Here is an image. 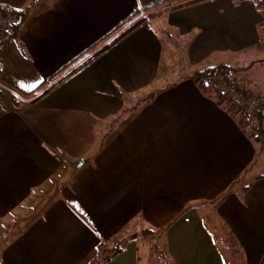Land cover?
Here are the masks:
<instances>
[{
	"label": "crops",
	"instance_id": "obj_1",
	"mask_svg": "<svg viewBox=\"0 0 264 264\" xmlns=\"http://www.w3.org/2000/svg\"><path fill=\"white\" fill-rule=\"evenodd\" d=\"M172 1L42 0L0 48V264H91L131 231H164L169 264H264V139L194 81L263 46L264 10ZM133 241L121 264L142 263Z\"/></svg>",
	"mask_w": 264,
	"mask_h": 264
},
{
	"label": "rangeland",
	"instance_id": "obj_2",
	"mask_svg": "<svg viewBox=\"0 0 264 264\" xmlns=\"http://www.w3.org/2000/svg\"><path fill=\"white\" fill-rule=\"evenodd\" d=\"M35 2H42V0H0V5L6 4L8 6H12L16 8L17 11H23L27 12L29 9H32V6ZM7 6V7H8ZM4 17L1 13L0 8V18ZM260 31L264 34V24L260 27ZM212 54L213 57H216L218 59H224L227 62L233 61V64H228V67H232L233 69L237 70L235 72V75L239 81V88L246 91L248 94H251L253 96H260L261 98L264 97V62L256 63V61H261L264 59V44L260 48H249L243 51L235 50V51H229L227 53L222 54ZM238 65H240L238 67ZM6 86V85H5ZM7 88L12 90V93L8 95V101L11 103L12 101L17 103V106L20 108H23L25 103L23 102L24 99H27L29 96L32 97V95L36 96L40 92V95L36 97V101H38L41 97V95L46 92L47 90L44 89V85L42 84L41 87L37 88V90L34 91L33 88V94L24 95L18 93L15 89H13L11 86H6ZM43 89V90H42ZM14 90V91H13ZM42 91H44L42 93ZM130 100L136 99L135 96L129 97ZM264 99V98H263ZM30 100V97H29ZM33 101V99H32ZM134 102V101H131ZM1 107V106H0ZM104 125H97L95 131H93V134L95 135V142L94 144H90V142L85 141L84 139L81 141V162L88 163L92 160L94 154L96 153V146L97 144H100L102 141V133H104ZM245 129V127L243 126ZM102 129V131H101ZM245 131H247L245 129ZM248 132V131H247ZM250 134V132H248ZM264 133V131H263ZM96 135L99 137L97 140ZM264 137V134H263ZM80 164V162L77 163V165ZM259 167H257V171L259 172V175H261L264 178V157H260L258 160ZM76 165V166H77ZM68 182V181H67ZM66 182V184H67ZM211 224V222H210ZM209 224V225H210ZM213 227L216 226L215 221H212L211 224ZM216 229H222L220 226L215 227ZM223 234V240L225 243L232 244L231 237L224 232V230H220ZM219 231V233H220ZM136 236V241L130 240V241H121L120 239L116 240L115 242L104 245L100 247V255L94 254L92 257L91 264H121L122 256H127V252L129 250V247L132 246L130 243H135L138 247L140 245L141 250V258L142 263L141 264H157L158 261L162 258L163 264H169V260L167 259L168 255L164 253L163 250H165L166 242H164V231L153 233V232H147L145 236H142L141 240H138L139 235L137 233H133L131 231L130 234L126 237H133ZM161 237V238H160ZM138 240V241H137ZM148 250L147 253H145V249ZM118 251L114 253V251ZM113 251V252H112ZM127 253V254H125ZM147 257V259L145 258ZM107 259V261L105 260ZM116 260V261H115Z\"/></svg>",
	"mask_w": 264,
	"mask_h": 264
},
{
	"label": "trees",
	"instance_id": "obj_3",
	"mask_svg": "<svg viewBox=\"0 0 264 264\" xmlns=\"http://www.w3.org/2000/svg\"><path fill=\"white\" fill-rule=\"evenodd\" d=\"M180 1H182V0H174V1H172V3L176 4V3L180 2ZM205 1H207V0H196V1H193V2H188V3H186V4L182 5V6H178V7H175V8L179 9V8L189 7L191 5H194V4H197V3H201V2H205ZM161 7H163V5H155V6H151V7L147 8V9L143 10V12L144 13H148V15L145 16L143 18V21H141V22L144 23V22H146L148 20H151V19H154V18L158 17L159 13H155V12H156V10L158 8H161ZM0 8H1V13L4 16L2 18H10L11 19V22L7 25L6 30L0 32V48H2L3 46L8 44L15 37V35L18 32V30H19V28L21 26V23H22V21H23V19L25 17L26 12L17 11L15 9H11V8L7 7V5H5V4L0 5ZM176 9H173V10H176ZM139 15H140V13H137L132 18H130L129 20L125 21L119 28H117L113 32V34H111V36L114 35L116 33V31H118V29L120 30L126 24H128V23L130 24L131 21L133 19L137 18ZM135 28L136 27L131 28L130 30L135 29ZM109 37L110 36H108L107 38H109ZM94 47H96V46H94ZM93 48H91L90 50H92ZM85 55L86 54H83L81 57H84ZM236 71L237 70L233 69L232 67H228V66H224V65L218 66V67H213V68H208V69L196 74V76L194 77V81H195V84L201 90L213 95V93L202 84L201 80L207 75H212V76L220 78L225 83H230L233 80H236L237 81V86L239 87V81H238L237 78H235V72ZM51 79H53V78H51ZM241 90H243V89H241ZM244 92L246 94H248L246 91H244ZM248 95H251V94H248ZM214 97L219 101V99L216 96H214ZM256 97H258V96H256ZM263 110H264V103L260 106V108H259V110H258V112L256 114V117H257V119H258L260 124H261V119H262V116H263ZM263 134H264L263 133V129L261 128V130H260V132L258 134H255V135L250 134V135L252 136V139L254 141H256L259 144L263 145V139H264ZM144 233H147V232H144ZM135 239H136V236H133L131 238L130 237H125L121 241L123 242V241H127V240L128 241L135 240ZM99 252H100V247L95 252V254H97V257H98V255H100ZM116 252H118V251H114V253H116ZM100 253H104V252H100ZM105 261H107V259Z\"/></svg>",
	"mask_w": 264,
	"mask_h": 264
},
{
	"label": "built area",
	"instance_id": "obj_4",
	"mask_svg": "<svg viewBox=\"0 0 264 264\" xmlns=\"http://www.w3.org/2000/svg\"><path fill=\"white\" fill-rule=\"evenodd\" d=\"M254 7L264 10V0H244ZM10 18H0V32L6 30ZM219 101L231 108L240 118L241 123L250 134H258L261 130L256 114L264 99L246 94L237 86V81L225 83L218 77L207 75L201 80Z\"/></svg>",
	"mask_w": 264,
	"mask_h": 264
}]
</instances>
